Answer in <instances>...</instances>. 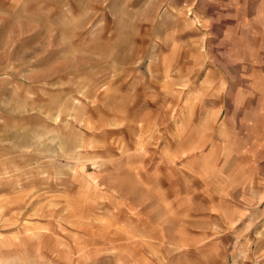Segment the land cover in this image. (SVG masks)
<instances>
[{"label": "rangeland", "instance_id": "obj_1", "mask_svg": "<svg viewBox=\"0 0 264 264\" xmlns=\"http://www.w3.org/2000/svg\"><path fill=\"white\" fill-rule=\"evenodd\" d=\"M84 1L0 0V264H264V0Z\"/></svg>", "mask_w": 264, "mask_h": 264}, {"label": "crops", "instance_id": "obj_2", "mask_svg": "<svg viewBox=\"0 0 264 264\" xmlns=\"http://www.w3.org/2000/svg\"><path fill=\"white\" fill-rule=\"evenodd\" d=\"M105 1L106 0H102V2H104L105 3ZM89 2V3H88ZM104 3H102V4H99V1L98 2H96L94 5H93V2H92V0H85L84 1V4H83V7H82V12H83V15H86L87 14V16H86V18L85 19H91L92 18V16H90L89 14H90V12H92V11H89V10H86V6L88 7V9H90V8H95L94 10H96V12L94 13V14H96L97 15V20H99V19H101V18H104L105 19V11H104V9L102 8V7H104ZM85 8V9H84ZM100 11V12H99ZM89 13V14H88ZM85 21L86 20H84V23H85ZM96 27H93L92 29H91V33H100L102 30H103V28L102 27H99V28H97V29H95ZM119 30H120V32H123L127 37H128V39H130V44L128 43V47H129V49L133 46V44L135 43L134 42V39L136 40L137 38L135 37V36H133V38H132V33H130L129 32V27H120L119 28ZM130 53H131V50H130ZM238 183L239 182H237V184H234V186L232 187V191L233 192H235V191H238V189H240L241 188V186L240 185H238Z\"/></svg>", "mask_w": 264, "mask_h": 264}]
</instances>
